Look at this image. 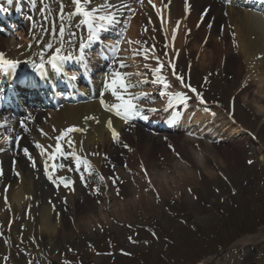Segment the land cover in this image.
Segmentation results:
<instances>
[{
	"label": "bare ground",
	"instance_id": "obj_1",
	"mask_svg": "<svg viewBox=\"0 0 264 264\" xmlns=\"http://www.w3.org/2000/svg\"><path fill=\"white\" fill-rule=\"evenodd\" d=\"M4 1L6 0H0V4ZM151 1L155 2V10L159 13L152 15L151 11H147L148 13L142 14V21L139 22L147 32L148 38H154L150 42L149 47L153 55L146 52L152 57L150 56L151 59L143 61V67H138V74L150 76L155 81L153 84L157 89L156 94L162 98L161 105L164 106L163 110L165 112L160 114L157 112L152 114V116L147 113L144 115V113H141V105L139 106V101L133 96L131 88L128 87L126 90H121L125 98L132 99L133 103L137 105L139 109L138 116H146L148 117L146 120L150 121L152 119V122H157L159 117H161V121L169 117L175 119L176 116H173V112L176 113L175 109L185 111L189 107L188 109L193 112L191 117H195V122L200 123L201 126H211L212 120H205L207 114H205L204 110H198L199 108L193 95L185 94L184 97L186 99L181 102L176 98L178 96L177 93H171L175 87L187 85L185 80L177 81L175 77L178 62L183 57L187 61L190 56H193L194 59L196 58L195 66L198 67L195 70L198 79L205 76L212 83L216 82L214 75L218 73H209L208 68L220 67L219 69H222L225 59L229 57V62L231 60L232 62L236 61L239 74L241 72L245 74L244 85L241 86L237 96L244 92L248 93L245 105L252 109L254 118H264L263 17L261 15H258L260 18L254 17L253 13L249 11H242L231 6L223 7L222 2H232V0H221L222 2L219 1L218 3L214 0H172L171 4L169 0ZM34 3L37 4L38 9L34 19L30 22V25L34 26V28L32 34L27 35L25 46H20V49H14L12 48L15 46L14 43L0 36V52L4 54V58L7 60L18 61L28 58L36 60L30 63H37L40 50L45 51L49 44H54L56 48L62 46L63 49L68 48L70 51L78 48L80 40L78 28L72 24L73 15L71 10L75 9V6L71 5V0H35ZM134 4L135 1L126 6L132 10ZM115 14L119 13L115 12ZM122 18L125 17L122 16ZM5 24H9L7 20ZM61 25L64 26L63 36L58 31ZM133 30L131 28L130 34L133 33ZM137 32H134V38ZM160 34L163 37L159 38ZM128 39L131 40L133 38L128 36ZM99 41V39L94 41V45L96 46ZM27 46H31L29 51H27ZM145 48L147 49V47ZM157 54L160 55V61L156 65L152 58H158ZM105 55L110 56L108 51ZM42 58L46 59V57ZM131 63L135 65V60L132 59ZM122 64L127 65V62L122 60L115 62L113 74L119 71L125 75L126 80L129 82V76L133 75V73L127 76L129 68H122ZM152 65L159 67L163 65V67L157 73L154 68H151ZM98 67L102 66L98 64L96 68ZM112 76H98V81H94L93 85L85 91L84 96L87 104L78 106L63 105L58 110H48L33 116L32 118L35 122H39V125L32 127L34 125L33 122H26V126L28 125L31 129L30 133L26 132L25 129L17 128V126H11L9 128L11 136H22L17 148L11 146L8 149L7 142L9 140L4 136L6 131L5 129L0 130V151H10L14 155L13 157L16 158L14 177H11L8 171L9 162L7 158L2 169H0L2 171L0 189H5V192L1 193L2 203H0V207L4 208L6 206L12 211V219L14 221L17 218L25 221L37 203L44 204L48 201L57 200L55 196V189H57L61 202L64 203V205L58 206L59 210L62 212L66 211V213L71 215V219L75 221L76 228L86 229L90 226L89 220H84L80 223L76 221L77 212L78 214H85L84 218L86 219H92L89 212L93 210V206L90 207L87 203L82 205L85 207L84 209L78 208L80 205L77 204V198L75 197L82 194L75 190L74 187L78 186L79 179L73 176L72 186L60 189L62 181L67 176L65 171L77 168L72 166L74 162H77V157L82 162L79 170L88 174L87 178L84 179L85 187L89 189L88 196L85 197L87 201H93L94 184L97 186L102 184L105 185L104 190L107 193L104 195V202L109 200L110 202H116L114 200L116 194L113 192L115 188L113 190L111 183L104 181V176L112 178L114 183L128 184L132 188L126 195L128 200L122 202V205H125L123 209L120 208L122 211L115 209V206L110 205L109 202L101 205L100 209L95 212L97 215L116 214L124 217L127 215L137 221L154 217L160 213L159 207L163 205L162 203H171L169 202V197L162 195L163 189L161 193L158 188L170 186L172 193L176 194L178 192L175 188L177 183H173L170 178L168 179V177H171V173L174 174V179H177V181L182 175L191 178L188 169L179 163V158H182L185 154L188 156L194 155L195 149L207 151V147L203 142L192 139L194 136H200L195 128V123L191 127L187 126L176 131L177 133L175 134H160L159 139L156 135L146 133L141 128L133 129L131 126H127L131 117L135 115H131L125 120L122 115H116L115 109L112 111L107 110L109 106L119 103L116 97L111 94L110 89L106 87ZM0 80L3 81L1 75ZM166 84L169 86L166 87ZM249 89L250 91H248ZM160 90L163 92L159 93ZM231 92L229 90L224 94L229 95ZM249 99L253 101L252 104L251 101H248ZM102 100L105 102L104 104H101ZM156 107L158 108V106ZM146 109L151 110L155 109V107H146ZM86 117H96V120L86 119ZM108 120L112 121L113 127L119 133L117 139L113 138L112 130L107 126ZM167 122L164 120L160 124L167 125ZM1 123H7V121H0ZM70 126H75L81 131L69 133L64 140L58 142L63 145L60 153H55L53 156V153L48 151L45 154L41 148L37 147V144H39L45 146L46 149H50L52 145L57 143L54 138ZM213 129L214 126H211L210 130ZM227 131H232L235 135L243 132L242 127L238 125H233V127L226 125L224 132ZM184 132L191 133V135L180 137L179 134ZM243 135L241 134V136ZM27 139H30L31 143ZM65 141H70L71 146ZM30 145L34 146L33 150H30V156L35 160V166H33V162L28 163V159L21 153L24 148L29 150ZM239 147L241 149H236V151L239 152L240 156V154L245 153L246 146L239 144ZM260 148L261 159L264 162V147ZM223 151L225 154L231 155L226 149H223ZM174 152H179L181 156L176 155ZM61 153H64V155H61ZM114 156H117L116 159L113 158ZM85 159L89 161L88 165L84 164ZM61 165H65V167H61ZM189 166H193V163H190ZM178 170H181V172L175 176V171ZM194 170L200 172L198 168L194 167ZM49 175H51L52 179H49ZM97 179L98 181L96 182ZM99 193L101 194L102 192ZM172 197H170L171 201ZM80 200L82 199H79L78 202ZM40 211L41 230L46 233L45 240L51 243L54 237H59L61 233L62 220L55 224L54 217L51 218L50 210L47 207H43V205H41ZM27 225V223L23 224V226ZM257 263L264 264V256L260 257Z\"/></svg>",
	"mask_w": 264,
	"mask_h": 264
},
{
	"label": "rangeland",
	"instance_id": "obj_2",
	"mask_svg": "<svg viewBox=\"0 0 264 264\" xmlns=\"http://www.w3.org/2000/svg\"><path fill=\"white\" fill-rule=\"evenodd\" d=\"M104 2L100 0L93 4ZM152 15H156L154 11ZM139 21H142L141 17L133 23L128 21L125 29L121 27L124 34L121 39L116 37L120 39L117 52L123 55L124 60L126 55H129L126 60H130L131 55L135 60V65L128 66L129 74L133 73L129 82L135 85V93L143 97L141 100L144 103L159 105L161 110L163 100L156 94L155 81L150 76L138 74V67H143V61L152 57L146 52L153 55L149 47L154 39L148 38ZM132 27L133 33H128L133 38L130 40L127 39V32ZM4 35L5 39L14 43L12 48L20 49V46L26 45V35H31V32L26 26ZM126 40L130 43L131 53L128 46H125ZM157 57L154 60L159 62L160 55L157 54ZM184 58L178 63L177 73L182 74L190 82L189 85L196 89L195 92L190 90V94L199 104L198 110H204L207 114L205 120H212L214 131L210 130L211 126H201L195 122V117H190L192 110L179 116L175 126L161 130L153 131L142 127L138 120L131 121L132 126L142 128L146 133H154L158 139L163 134L177 133L174 129L183 127L182 122L187 123L186 127L196 123L195 128L200 136L192 139L203 142L207 151L195 149L194 155L185 154L182 157L184 160L179 158V163L188 169L191 178L182 175L177 181L171 173L168 179L177 183L176 194L172 193L170 186L158 188L161 193L163 189L162 195L169 197L171 203H162L158 215L140 221L127 215H97L95 212L101 205L110 202H104V195L107 194L105 185L94 184L93 201H87L85 197L89 189L85 187L84 179L88 174L79 173L78 186L74 187L82 194L75 197L80 205L78 208L84 209L82 205L87 203L93 206V210L89 212L92 219H86L85 214L77 212L76 221L80 223L89 220L90 226L86 229L76 228L71 215L59 210L58 206L64 203L57 189V200L37 203L25 221L18 218L14 221L12 211L6 206L0 207V264H258L259 258L264 256V162L259 151L260 147H264V118H254L252 109L245 105L248 93L237 96L244 85L245 74H239L236 61L229 62V57L225 59L222 69L208 68L209 73H218L214 75L216 82L212 83L205 76L198 79L195 74L198 68L195 66L196 58L190 56L187 61ZM157 67L152 65L151 68ZM185 88L187 92L190 89ZM185 90L179 87L171 93L184 96L187 94ZM229 90L231 94H224ZM226 125H238L243 132L236 135L232 131L224 132ZM179 135L190 136L191 133ZM238 143L246 146L245 153L240 156L236 151L241 149ZM223 149L231 155L225 154ZM174 153L181 156L179 152ZM190 163L193 166H189ZM194 167L201 173L196 172ZM180 172L175 171V176ZM103 179L111 183L117 195L114 199L116 202L109 204L117 210L123 209L125 205L122 202L128 200L126 195L132 188L128 184L114 183L108 176ZM79 199L82 200L78 202ZM41 205L50 210L55 224L62 220L61 233L51 243L45 240L46 233L41 230ZM24 223L28 225L23 226Z\"/></svg>",
	"mask_w": 264,
	"mask_h": 264
},
{
	"label": "snow or ice",
	"instance_id": "obj_3",
	"mask_svg": "<svg viewBox=\"0 0 264 264\" xmlns=\"http://www.w3.org/2000/svg\"><path fill=\"white\" fill-rule=\"evenodd\" d=\"M33 2H35V0H33ZM73 3L75 6V9H76V12L79 14H82L83 17L86 19V22L88 23L89 29H92L94 27V24L96 21L100 22L99 23L100 29L105 28L104 22H106L109 25L115 22V14L112 13L110 10L112 8L117 7V5L111 3V0H105V2L103 4L96 5V6L91 7V8H89L88 6L93 3V0H73ZM102 9L108 10V14L97 15ZM0 10H3V9H0ZM58 31H59L60 35L63 36L64 29L60 28V29H58ZM99 38L100 37H99L97 32L91 31L90 34L87 36L86 41H82L78 44V49H79V52L81 53V55L79 57L80 60H84V58H85V56H84L85 49L93 41H96ZM48 47L51 48L52 46L49 44ZM60 51H61V49L57 48L56 49L57 56L53 57L52 60L50 61L53 68H58V65L56 63L57 60L66 61V60L72 59L71 55H63V56L60 55ZM15 66H16L15 61L5 59L4 54L2 52H0V68L12 69V68H15ZM41 67H43V66H41ZM121 67L122 68L126 67V65L122 64ZM162 67H163V65H161L160 67L155 69V71L157 73H159L161 71ZM75 78H76L75 76L72 77V79H75ZM178 79H182V78L178 77ZM134 86L135 85L129 84V82L126 80L125 75L123 73L116 71L113 74L110 81L107 83L106 87L108 89H110L111 94L116 97V99H117V101H119V103H116V104L109 106L107 108V110L112 111L113 109H115L116 115L117 116L122 115L125 120H127L129 118V116H131V115H138L139 109L137 108V105L135 103H133L132 99L125 98V96L121 92V90H126L128 87H134ZM165 86L167 87L169 85L166 84ZM192 91L195 92L196 89H192ZM176 98L179 99L181 102H184V100L186 99L183 95H178ZM104 103L105 102L102 100L101 104H104ZM151 111H156V109H151ZM144 118L146 119L147 117L145 116ZM86 119L96 120V117H86ZM97 122H99V121L97 120ZM107 126L112 130L113 138L117 139L119 137V133L113 127L111 120L107 121ZM77 131H81V129L76 128L75 126H70L67 129L63 130V133L61 135L54 138L57 141V143L52 145L50 147V149H46L45 146H42L39 144H37V147L41 148L42 152H44L45 154H47L48 151H51L53 153V156H54L55 153L61 152V146L58 142L60 140H64V138L66 136H68L69 133L77 132ZM65 142L69 143V146H71L70 141H65ZM23 151H24L25 155L29 156V159H32L27 148H24ZM61 155H64V153H61ZM76 161H77V169H79V163H80L79 157L76 158ZM84 164L88 165L89 161L85 159ZM33 166H35L34 161H33ZM45 167L47 170V165ZM53 167H55V165H53ZM61 167H65V165H61ZM0 174H2V172H0ZM17 175H19V173H17ZM49 179H52L51 175H49ZM62 182L65 183V186H68L67 180H63Z\"/></svg>",
	"mask_w": 264,
	"mask_h": 264
}]
</instances>
